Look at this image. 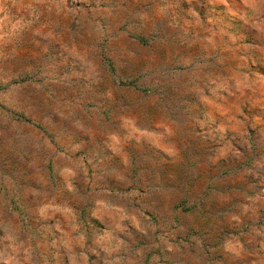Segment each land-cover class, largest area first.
I'll list each match as a JSON object with an SVG mask.
<instances>
[{
  "label": "rangeland",
  "instance_id": "1",
  "mask_svg": "<svg viewBox=\"0 0 264 264\" xmlns=\"http://www.w3.org/2000/svg\"><path fill=\"white\" fill-rule=\"evenodd\" d=\"M0 264H264V0H0Z\"/></svg>",
  "mask_w": 264,
  "mask_h": 264
}]
</instances>
